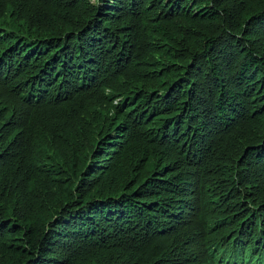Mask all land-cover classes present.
I'll list each match as a JSON object with an SVG mask.
<instances>
[{
    "label": "trees",
    "instance_id": "16d2710c",
    "mask_svg": "<svg viewBox=\"0 0 264 264\" xmlns=\"http://www.w3.org/2000/svg\"><path fill=\"white\" fill-rule=\"evenodd\" d=\"M0 264H264V0H0Z\"/></svg>",
    "mask_w": 264,
    "mask_h": 264
}]
</instances>
